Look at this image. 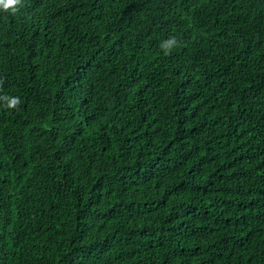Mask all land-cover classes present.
Here are the masks:
<instances>
[{
	"label": "trees",
	"instance_id": "16d2710c",
	"mask_svg": "<svg viewBox=\"0 0 264 264\" xmlns=\"http://www.w3.org/2000/svg\"><path fill=\"white\" fill-rule=\"evenodd\" d=\"M0 80V264H264V0H25Z\"/></svg>",
	"mask_w": 264,
	"mask_h": 264
},
{
	"label": "clouds",
	"instance_id": "9594fccd",
	"mask_svg": "<svg viewBox=\"0 0 264 264\" xmlns=\"http://www.w3.org/2000/svg\"><path fill=\"white\" fill-rule=\"evenodd\" d=\"M25 6V0H0V11L4 13H10L16 15ZM179 41L175 36L170 37L167 40L161 42V49L165 55L171 54V52L179 47ZM3 87V81L0 80V89ZM0 103L7 110L19 111L22 104L21 97L0 95Z\"/></svg>",
	"mask_w": 264,
	"mask_h": 264
}]
</instances>
